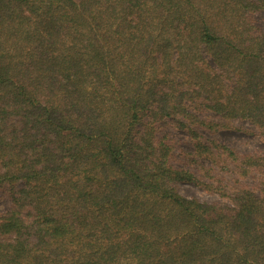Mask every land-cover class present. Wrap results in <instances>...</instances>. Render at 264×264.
<instances>
[{"label": "trees", "instance_id": "16d2710c", "mask_svg": "<svg viewBox=\"0 0 264 264\" xmlns=\"http://www.w3.org/2000/svg\"><path fill=\"white\" fill-rule=\"evenodd\" d=\"M262 23L264 0H0V264H264ZM234 121L263 149L205 137Z\"/></svg>", "mask_w": 264, "mask_h": 264}, {"label": "rangeland", "instance_id": "374dc122", "mask_svg": "<svg viewBox=\"0 0 264 264\" xmlns=\"http://www.w3.org/2000/svg\"><path fill=\"white\" fill-rule=\"evenodd\" d=\"M263 24V23H262ZM264 25V24H263ZM231 127L233 129L220 130L213 135L207 134L205 137L213 139L219 143L225 144L230 147L238 148L242 151H255L262 150L263 145L257 135L247 134L243 130L251 128L247 123L232 122ZM172 133V132H171ZM173 136L178 140H185L187 137L181 132H174ZM180 194L184 197H195L199 200L211 201L215 197L206 195L200 189L191 185H185L180 187ZM9 208V201L4 198L0 191V214L6 212Z\"/></svg>", "mask_w": 264, "mask_h": 264}]
</instances>
